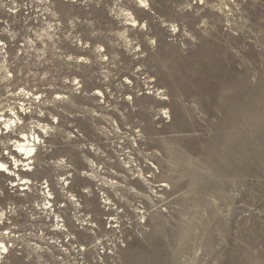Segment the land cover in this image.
<instances>
[{"label":"rangeland","instance_id":"374dc122","mask_svg":"<svg viewBox=\"0 0 264 264\" xmlns=\"http://www.w3.org/2000/svg\"><path fill=\"white\" fill-rule=\"evenodd\" d=\"M0 164V264H264V0H0Z\"/></svg>","mask_w":264,"mask_h":264},{"label":"bare ground","instance_id":"6f19581e","mask_svg":"<svg viewBox=\"0 0 264 264\" xmlns=\"http://www.w3.org/2000/svg\"><path fill=\"white\" fill-rule=\"evenodd\" d=\"M143 1H141V3H142ZM144 3V2H143ZM144 5H142V7H143ZM145 24V23H144ZM176 30V29H175ZM174 32V31H173ZM10 123H11V121L10 120H7V121H4V128H5V130H7V129H9L10 128ZM35 135V134H34ZM22 139L20 140V142H17V153L18 154H22L24 157H25V160H28V161H30L32 158H33V156H32V154L35 152V146H36V144L37 143H40V139H39V137L38 136H34V137H31V140H29L28 139V137H26L25 135H22ZM239 137H240V135H239ZM237 138V137H236ZM236 138H231V139H236ZM238 139V138H237ZM240 139V138H239ZM238 139V140H239ZM230 142V144H233V143H231V140L229 141ZM233 142V141H232ZM237 142H239V141H237ZM236 142H234V144H235ZM227 144V143H226ZM237 144V143H236ZM238 144H240V143H238ZM227 145H229V144H227ZM239 146V145H238ZM229 147H227L226 148V157H228L227 156V154L229 153ZM14 152V151H13ZM224 154V153H223ZM223 154H222V157H224L223 156ZM225 157V159H227ZM12 162H13V164L12 165H14L16 168H18L19 166H22V167H27V170H25V171H28L29 169V164H23L22 163V161H19V160H15V158H13L12 157ZM0 172H3V173H5V174H10V176H16V178H19V176L18 175H16L15 174V172L12 170V171H10V170H8L7 168H6V166H4L3 164H0ZM22 178V177H21ZM16 181V180H15ZM19 182H21L20 184H13V187L14 186H19V185H21V186H25V185H27L28 184V181H26L24 178H22V179H19L18 180ZM28 188H23V189H21V191H25V190H27ZM47 190V189H46ZM48 193V195L50 196V192L48 191L47 192ZM107 200V199H106ZM53 201V200H52ZM51 204V203H50ZM52 207V206H51ZM47 208V207H46ZM95 236V235H94ZM97 239V238H96ZM3 245V244H2ZM3 251H5V248L3 247V246H1L0 247Z\"/></svg>","mask_w":264,"mask_h":264}]
</instances>
